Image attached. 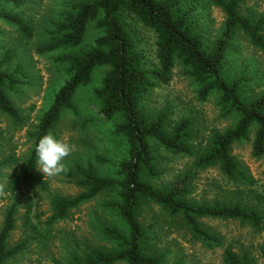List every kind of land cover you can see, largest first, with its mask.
Returning <instances> with one entry per match:
<instances>
[{
  "label": "trees",
  "instance_id": "obj_1",
  "mask_svg": "<svg viewBox=\"0 0 264 264\" xmlns=\"http://www.w3.org/2000/svg\"><path fill=\"white\" fill-rule=\"evenodd\" d=\"M25 0H0V22L14 28L22 40L35 37L34 27L18 12L4 9L13 5L21 8ZM244 0H72L62 19L47 30L48 41L37 49L40 55L59 49L78 48L86 40L88 29L94 25L99 36L92 46L79 55L63 56L56 61L64 65L63 86L41 117L36 128L34 147L20 168H16L7 185L11 197L20 196L8 210L0 230V264H9L22 255L32 241L47 249L51 229L43 230L34 222L38 193L47 189V181L38 174L36 147L39 139L53 132L64 111H74V100L81 88L93 82L96 69L107 68L100 87L95 89L99 101V114L107 122H118L114 134L125 140L126 157L119 163L115 175L100 174L99 169L108 159L95 156L87 162H77L66 178L83 189L77 197L55 196L51 200V217L46 222L52 227L69 219L82 204L95 200L104 193L116 198L105 204L119 220L117 225L103 226L102 236L112 248H88L82 254H72L70 264H164V259L147 251L150 240L141 215L149 204L160 207L170 217L181 221L208 249L222 246V239L204 227L202 220L239 221L261 232L264 224V190L253 189L255 179L233 155V146L248 140L254 131L253 156L264 158V91L248 95L247 85L253 81L244 74L230 78L225 72L227 60L234 44L245 39L253 48L264 54V13L244 14ZM209 7L225 15L221 34L207 43L201 22ZM140 24L154 33L156 60L154 69H148L145 54L134 25ZM13 50L0 56V113L23 124L20 109L11 93L25 84V69L19 65L10 71ZM177 66L198 86V98L207 101L215 98L223 119L235 120L233 128L213 132L205 146L196 147L195 123L182 118L173 123V109L165 106L157 111L146 107L145 100L157 88L168 85ZM228 76V77H227ZM156 146L173 156L193 159V173L177 177L169 186L154 184L162 174L158 168ZM19 160L10 156L0 162V169ZM219 167L221 173L253 202L197 203L190 200L191 184L197 174ZM21 203L24 205V225L30 232L26 238L10 245L17 227ZM35 218V219H34ZM224 264H256L248 252L237 253L227 249Z\"/></svg>",
  "mask_w": 264,
  "mask_h": 264
},
{
  "label": "rangeland",
  "instance_id": "obj_2",
  "mask_svg": "<svg viewBox=\"0 0 264 264\" xmlns=\"http://www.w3.org/2000/svg\"><path fill=\"white\" fill-rule=\"evenodd\" d=\"M23 7L13 5L4 9L23 14L35 29V37L31 41L22 40L18 32L0 22V56L13 50L14 59L8 65L15 71L19 65L25 69V82L11 93L15 105L21 111L23 124L15 125L13 120L0 113V162L10 156L19 162L0 169V230L8 210L14 203L21 202L20 196L11 197L7 193V185L11 181L16 168H20L34 147L33 134L41 117L51 106L55 94L66 81L64 65L56 60L63 56L79 55L87 51L94 40L100 35L94 25L88 29L85 42L78 48L59 49L51 54L40 55L37 49L48 41L47 30L54 29V23L62 19L67 11L66 6L72 0H25ZM201 22L207 43L213 42L221 34L225 15L219 9L209 7ZM242 12L255 16L264 13V0H244ZM140 41V50L146 56L148 69H154L156 60V38L154 33L134 25ZM107 68L96 69L93 82L81 88L74 100L75 110L64 111L61 121L54 128L53 134L62 141L74 145L71 154L64 158L66 171L54 175H43L47 181V189L38 193L34 215L40 216L34 222L43 230L51 229L47 249H41L38 242L32 241L30 247L10 261L9 264H70L72 254H82L88 248H112L102 236L103 226L117 225L120 222L114 213L105 208L116 196L104 193L95 200L82 204L75 209L69 219L48 227L46 222L51 217V200L55 196L74 198L82 194L83 189L75 182L66 178L67 171L77 162H87L95 156L108 159L109 163L99 171L103 176L115 175L119 163L126 157L125 140L114 134L118 122H107L99 114V101L95 89L100 87ZM230 78L244 74L252 78L245 92L248 95L264 91V54L253 48L245 39L237 41L231 49L225 72ZM227 76V77H228ZM146 107L157 111L165 106L173 109L172 122L182 118H191L197 132L196 147L205 146L209 136L215 132H225L233 128L235 120L223 119L215 98L201 101L198 98V86L186 75V70L177 66L172 81L168 85L157 88L145 100ZM254 131L248 140L233 146V155L242 166H245L256 181L253 189L259 193L264 190V158L253 156ZM158 168L161 179L155 181L158 187L169 186L177 177L193 173V159L190 157L173 156L156 146ZM39 167V166H38ZM190 200L197 203L219 202H253L246 193L245 187H236L223 175L219 167L209 168L197 174L191 184ZM17 227L11 235L10 245L30 238V232L24 225V205L21 203ZM141 220L148 230L149 242L146 249L149 253L162 257L164 264H224V253L233 249L237 253L248 252L256 264H264V224L258 232L248 225L232 220H202L207 229L222 239V246L208 249L181 221L170 217L160 207L149 204L141 215Z\"/></svg>",
  "mask_w": 264,
  "mask_h": 264
},
{
  "label": "clouds",
  "instance_id": "obj_3",
  "mask_svg": "<svg viewBox=\"0 0 264 264\" xmlns=\"http://www.w3.org/2000/svg\"><path fill=\"white\" fill-rule=\"evenodd\" d=\"M74 150V145L58 139L53 133L43 135L37 144L38 169L43 175L54 176L66 171L64 158Z\"/></svg>",
  "mask_w": 264,
  "mask_h": 264
}]
</instances>
